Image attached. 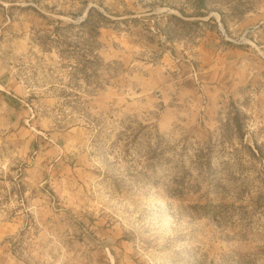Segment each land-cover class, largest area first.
<instances>
[{"label": "rangeland", "instance_id": "374dc122", "mask_svg": "<svg viewBox=\"0 0 264 264\" xmlns=\"http://www.w3.org/2000/svg\"><path fill=\"white\" fill-rule=\"evenodd\" d=\"M0 264H264V0H0Z\"/></svg>", "mask_w": 264, "mask_h": 264}, {"label": "trees", "instance_id": "16d2710c", "mask_svg": "<svg viewBox=\"0 0 264 264\" xmlns=\"http://www.w3.org/2000/svg\"><path fill=\"white\" fill-rule=\"evenodd\" d=\"M200 17H206V15H201ZM87 20H88V18L85 21H87ZM238 115H240V113H237V115H236L237 117L233 118V120H232L234 123V128L236 130L235 135L240 137V138H243L245 135V126L241 122L242 120L239 119ZM224 141H225V137L223 136V141L221 143H224Z\"/></svg>", "mask_w": 264, "mask_h": 264}, {"label": "built area", "instance_id": "2783aa9c", "mask_svg": "<svg viewBox=\"0 0 264 264\" xmlns=\"http://www.w3.org/2000/svg\"><path fill=\"white\" fill-rule=\"evenodd\" d=\"M218 28H219V31H220L221 35H223V36H225L227 38V32H226L225 28L223 27V25L220 22H219Z\"/></svg>", "mask_w": 264, "mask_h": 264}, {"label": "crops", "instance_id": "0c3cea01", "mask_svg": "<svg viewBox=\"0 0 264 264\" xmlns=\"http://www.w3.org/2000/svg\"><path fill=\"white\" fill-rule=\"evenodd\" d=\"M200 1H201V0H199V2H200ZM203 10H204V9L202 8L201 11H203ZM197 18H201V19H202L203 17L198 16Z\"/></svg>", "mask_w": 264, "mask_h": 264}]
</instances>
